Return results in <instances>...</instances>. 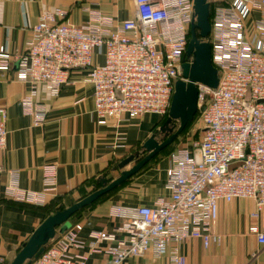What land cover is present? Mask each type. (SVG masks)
<instances>
[{"label": "built area", "instance_id": "2783aa9c", "mask_svg": "<svg viewBox=\"0 0 264 264\" xmlns=\"http://www.w3.org/2000/svg\"><path fill=\"white\" fill-rule=\"evenodd\" d=\"M214 2V1H213ZM209 43L218 73L216 89L198 84V124L201 139L168 154L166 197L152 206H111L109 214L121 223L111 233L81 236L83 223L57 233L30 264H88L93 254L104 263L122 264L151 251L171 264H185L178 244L199 239L205 248L217 242L214 228L220 202H253L248 233L264 247V0L213 3ZM135 15L119 24L98 11L84 8L85 23H65L64 10L43 11L30 30L24 53L14 58L16 80L29 85L19 100L23 116L34 126L46 121V105L37 102V86L57 97L69 74L85 70L93 87V116L105 126L121 118L167 115L174 83L181 77L187 33L193 22V0H134ZM257 12L251 30L244 20ZM103 55L93 64L94 52ZM11 56L0 48V71ZM7 112L0 107V151L7 141ZM56 167L42 168V189L22 190L18 173L9 172L3 195L17 202L41 206L56 189ZM102 243L110 244L101 247Z\"/></svg>", "mask_w": 264, "mask_h": 264}, {"label": "crops", "instance_id": "0c3cea01", "mask_svg": "<svg viewBox=\"0 0 264 264\" xmlns=\"http://www.w3.org/2000/svg\"><path fill=\"white\" fill-rule=\"evenodd\" d=\"M232 1L212 0L221 6ZM86 7L117 24L133 18L136 11L134 0H0V48L12 58L9 69L0 71V107L7 112V141L5 149L0 151V264L14 258L46 218L45 210L50 204L68 207L91 194L98 179L107 180L111 174L113 180L117 178L121 171L138 161L135 156L140 157L142 144L163 125L162 118L156 115L136 119L123 117L119 122L97 125L92 113L93 87L85 82V70L71 72L68 84L57 97L49 96L42 85L37 86L35 100L47 108L42 126H34L31 118L22 115L18 103L29 92V85L16 80L14 58L24 53L31 28L41 12L54 10L67 12L65 23L83 24L88 17ZM258 19L259 14L251 12L244 20L246 29L251 30ZM102 63L103 55L95 51L93 64ZM131 155L134 160L120 169L119 165ZM167 157L168 154L165 156L162 152L156 155L121 186L70 219L63 231L81 222L83 238L92 231L111 233L121 223L110 216L111 206H152L157 198L168 196L164 188ZM46 165L55 166L57 176L55 192L43 205L21 203L3 195L10 171L18 173L22 190L40 191L42 168ZM253 209L250 200L220 202L214 228L218 241H211L207 248L199 239L180 242L178 249L185 264H264V247L248 233L251 225L258 224V220L250 216ZM109 245L102 243L101 247ZM106 259L103 253L93 254L88 264L104 263ZM122 264L171 263L165 256L154 258L149 251L142 257L128 258Z\"/></svg>", "mask_w": 264, "mask_h": 264}, {"label": "water", "instance_id": "95a60500", "mask_svg": "<svg viewBox=\"0 0 264 264\" xmlns=\"http://www.w3.org/2000/svg\"><path fill=\"white\" fill-rule=\"evenodd\" d=\"M193 16L194 19L189 28L190 39L185 51V56L190 61L182 64L181 77L174 83L167 119L159 131L151 135L141 146L146 155L131 168L121 171L118 177L111 182L104 178L98 179L94 185L95 190L91 194L45 218L28 240L22 244L21 249L9 264H30L44 251L56 234L63 231L65 224L69 223L78 211L118 188L138 173L156 155L168 148L193 121L198 112L197 85L200 84L210 89H216L218 85V73L211 62L209 43L211 24L207 0H193ZM133 160L134 156H129L119 165V168H123V165Z\"/></svg>", "mask_w": 264, "mask_h": 264}, {"label": "rangeland", "instance_id": "374dc122", "mask_svg": "<svg viewBox=\"0 0 264 264\" xmlns=\"http://www.w3.org/2000/svg\"><path fill=\"white\" fill-rule=\"evenodd\" d=\"M207 1L213 7V5L211 3L212 0H207ZM197 119H198V117L194 120L195 122L190 127L185 129L183 131V133L180 134L172 142V144L168 148H166L164 151H162V153H164L165 156H166V154L170 153L171 151H173L174 149H176L178 147H190L193 143L198 142L201 139L202 131L200 129V126L198 124V120ZM142 156L144 157V153H141L140 157H142ZM135 157H136L137 160L139 159L138 156H135ZM65 225H68V223L65 224Z\"/></svg>", "mask_w": 264, "mask_h": 264}, {"label": "trees", "instance_id": "16d2710c", "mask_svg": "<svg viewBox=\"0 0 264 264\" xmlns=\"http://www.w3.org/2000/svg\"><path fill=\"white\" fill-rule=\"evenodd\" d=\"M212 6H211V4H209V12H210V17H209V20L211 21V16H212ZM187 38H188V41H189V39H190V34H189V31H188V33H187ZM198 115H199V112H197L196 113V115H195V117H194V119H193V121L191 122V123H189L188 125H187V127L185 128V129H187L188 127H190L195 121V119L198 117ZM167 116H168V113H167V115L166 116H164V117H162V124L165 122V120L167 119ZM184 129V130H185ZM141 150H142V147L140 148ZM142 153H145V151L144 150H142L141 151ZM137 154V153H136ZM169 154V153H168ZM141 158H143V156L142 157H139V159L138 160H140ZM113 174H111V176H109L108 178H107V181L108 182H110V181H112L113 180ZM109 194V193H108ZM108 194H106V195H103L101 198H99L97 201H95L94 203H92L91 205H89V206H87V207H85V208H83L82 210H80V211H78L72 218H71V220L72 219H75L83 210H85V209H87V208H89L90 206H92L93 204H95L96 202H98L99 200H101L103 197H105V196H107ZM56 204L57 203H52V204H50L47 208H46V210H45V212H46V214H45V217L47 218L49 215H51L52 213H54V212H56V211H59V210H62V209H64L66 206L65 205H58V206H56ZM79 220V219H78ZM49 245V244H48ZM48 245H47V247H48ZM19 251V250H18ZM9 262H10V260L9 261H6V262H3L2 264H9Z\"/></svg>", "mask_w": 264, "mask_h": 264}]
</instances>
